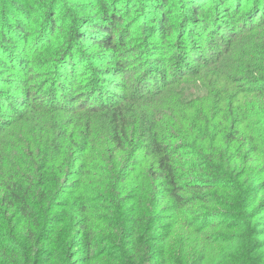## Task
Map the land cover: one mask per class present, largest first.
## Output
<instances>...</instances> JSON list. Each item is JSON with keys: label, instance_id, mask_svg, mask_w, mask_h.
<instances>
[{"label": "trees", "instance_id": "obj_1", "mask_svg": "<svg viewBox=\"0 0 264 264\" xmlns=\"http://www.w3.org/2000/svg\"><path fill=\"white\" fill-rule=\"evenodd\" d=\"M175 1L183 4L186 15L191 18L201 14L207 17L213 8V29H210L211 22L206 21L200 32L191 30L188 34L181 31L179 36L184 38L183 43L178 44L174 39L172 44L168 43L167 38L175 36L170 21ZM84 2L92 3L85 5L78 20H68L69 26L73 20L76 22L74 45L68 47L71 50L68 51L69 56L64 53L60 59L63 63L59 75L61 84L45 93V101L41 91L49 82L45 81L38 91L28 88L17 115L4 111V104L0 107V209L10 212L4 222L6 225L15 222L22 225L25 237L36 246L42 241L36 228L47 220L49 210L60 209L55 212L59 215L67 208L70 212H62L55 226L62 225L73 214L75 223L72 225L82 232L83 246L89 255L93 254L98 249L95 238L98 229L92 210L98 209L97 206L89 202L83 205L70 201L65 203L63 200L68 185L74 193L78 192L77 196L85 190L91 193L82 178L84 175L88 177L85 165H77V162L87 158L88 150L105 146L113 160L105 174L110 180L122 179L120 172L125 161L117 158L118 153H127L126 156L132 158L144 147V154L149 155L150 160L145 170L140 172L146 173L160 211L155 212L148 224L136 215L128 219L130 229L125 231L124 247H114L116 251L108 253L112 263L142 264L160 255V264L174 263L164 248L168 244L170 249L171 233L186 217L192 221L188 224L193 227L189 230L191 235L198 233L205 245L210 243L215 247L221 244L219 232L224 227L233 234L230 237L238 239L243 232V221L252 211H249L245 195L241 192L236 194L235 186L221 182L222 178L218 176L219 172L236 173L239 169L246 171L250 166L264 163L261 147L264 145V68L260 66L264 64V43H257L258 33L264 31V0H252L245 15L242 8L236 10L242 5V0H149L150 25H147L152 29L149 36L157 39L154 55H164L174 48L179 53L178 58L183 59H178V70L167 72L165 76L156 68H146L141 81L137 80L131 93L123 98V104L103 103L109 96H116L111 89L114 85L103 86L104 74L111 70L98 71L102 76L92 85L84 81L86 78H82L81 73L78 74L75 64L65 60H76L78 51L74 46L80 43L88 49L98 48L94 55L107 54L101 61L104 66L114 62L115 68L126 72L115 56L126 44L125 37L117 38L116 35L126 20L123 11L128 5L122 0ZM130 4L133 5L129 9L131 12L139 5L133 0ZM26 5L31 10L35 9L29 0H26ZM13 15L9 10L3 19L7 26L10 25V32L0 25V42L6 46L17 41L22 43L20 39L31 35L32 26H35L27 20L19 21V17ZM51 23L52 34L65 26L56 19ZM11 33L14 36L10 37ZM129 33L130 30L126 35ZM27 48L22 47V55ZM248 51L258 61L246 59L250 56ZM188 60L191 61V69L188 68ZM79 61L83 60L80 58ZM170 61L173 65L174 59ZM32 71L33 66H28L25 75ZM162 80L165 81L164 87L147 90L149 85L157 86ZM166 97L170 105L165 111L161 109V99ZM4 98L9 103L11 97ZM151 98L157 100L146 103ZM129 100H132V105L127 109ZM69 112L78 114V120L75 127H71L75 132L68 137L70 127L66 125L65 114ZM6 115L13 116L6 120ZM98 124L102 126L103 133L96 137L99 138L97 143L94 137L98 134ZM30 150L34 156H24L29 155ZM20 155L30 162L29 167L36 170V176L40 169L34 159L46 162L47 179L43 185L35 184L38 180L31 174L27 177L20 174L14 162ZM54 174H57L55 178ZM72 174L79 178L75 184L69 182ZM221 174L230 178L227 173ZM29 179H32L31 183ZM257 193H264L263 181ZM261 198L262 208L256 212L259 214L264 212V197ZM106 211L110 212L109 209ZM233 215L238 220L237 226L229 228L227 224L223 225L221 220L230 219ZM16 230L9 232L0 228V264L16 260L18 248L11 247L20 243ZM161 244L164 247H158ZM191 247L179 253L177 258L183 264L188 263L187 260L191 264H208L207 254L199 252L200 241L192 242ZM151 248L156 249L148 259L146 251ZM236 256L254 261L245 249H238Z\"/></svg>", "mask_w": 264, "mask_h": 264}, {"label": "rangeland", "instance_id": "obj_2", "mask_svg": "<svg viewBox=\"0 0 264 264\" xmlns=\"http://www.w3.org/2000/svg\"><path fill=\"white\" fill-rule=\"evenodd\" d=\"M42 1L29 0V3L35 8L31 10L26 5V0H0V25L7 30L6 32L11 31L9 30L10 25L7 26V22L5 23L3 20L6 17V12L9 10L11 12L13 11V16L19 17V21L27 20L35 25L34 27L31 25L33 28L31 35L27 36V38L20 39L22 43H18L17 41L6 46L0 42V107L4 104V111H11L15 115L19 112L20 103L24 100L26 96L24 93L28 88L38 91L39 87L45 81L49 82L45 85L43 91H41L45 101V93L52 87L61 84L59 75L61 74L63 63H61L60 59L64 56V53L68 57V51H71L68 47L74 45L73 35L75 32L73 29L75 28L76 22L73 20V23L69 26L68 20L70 18L78 20L81 14L84 13L82 11L85 5H91L92 3L84 2L89 0ZM122 1L128 5L123 11V14L126 15V20L120 25V33L116 37H125L126 44L119 48V52L115 57L122 62L124 68H126V72L115 68L114 62L107 63V66H104L105 64L103 62L101 63V61L105 60L104 56L107 54L99 53L94 55L98 48L90 47L88 49V46L81 45L80 43L74 46V49L78 51L75 54L76 60L72 62L69 58L65 60L69 64H75L78 74L81 73L82 78H86L84 81L92 85L96 83L97 78L102 76L98 71L111 70L108 74H104L103 86L114 85L111 89L116 93V96H109L110 98L108 97L103 102L104 104H123L125 101L123 98L131 93V89H134L137 80L141 81L142 74L146 68L147 70L149 68H156L159 72H163L165 76L167 72L178 70L180 68L179 60L183 59L178 58L177 54L179 53L174 48L172 51H166L164 55H154L155 50L153 48H155V45L157 46V39L149 36L152 31L147 25H150V22H148L150 20V12L148 10L151 7L147 5L149 0H133L136 4H139L136 8L134 7L135 11L133 12L129 11V9H132L131 6H133L130 4L131 0ZM243 1H246V3L244 4ZM252 3V0H242V5L236 10L238 11L242 8L243 10L241 12L245 15L246 7ZM174 6L175 8L170 11L173 15L170 21H172L171 29L175 31V36H169L167 38L168 43L172 44L173 39L178 44L183 43L185 41L184 38L179 36L181 31L188 34L191 30H199L200 32L201 28L207 23L206 21L211 22L210 29H213V19L215 18V10L213 8L210 9L211 12L207 17L201 14L197 18H191L186 15L182 3L175 1L172 7ZM204 18L206 19L203 20ZM53 19H56L60 24H65V26L63 25L52 34L50 30L53 26L51 23ZM130 24H132L131 27ZM193 24L196 27H193ZM128 30H130V33L126 35ZM11 36H14V34L11 33ZM258 36L257 43H264V31L258 33ZM22 45L28 47L24 55L21 53ZM180 53L183 57V48L181 46ZM248 53H250V56L246 57V59L258 61L250 51ZM80 58L83 60L82 62L79 61ZM169 58L174 59L173 65L170 64L171 61ZM187 62L189 65L188 68L191 69V61L188 60ZM28 66H33V71L26 76ZM260 66L264 68V64ZM66 83L67 81L64 84ZM164 84L165 81L162 80L157 86L149 85L147 90L151 91L155 88L161 89L164 87ZM73 88L74 86H71V89ZM2 95L4 97H11L9 103L8 101L6 102ZM153 100H157V98H151L146 103L152 102ZM131 101H128L127 109L132 105ZM161 103V109L166 111V108L170 105V100L167 97L162 98ZM77 115L76 113L70 112L65 114L66 125L70 127L67 133L68 137L75 132V129L72 130L71 127H75L76 121L78 120ZM12 116L6 115V120L12 118ZM100 127H102L100 124L96 125L98 134L94 137V140L97 143L99 142V138L96 137L103 133ZM23 147L26 148V146ZM261 147L264 150V145H261ZM143 148H140L132 158L129 155L126 156L127 153H118L117 158L121 162L125 161L120 172L122 179L110 180L105 174L113 161L110 159V152L106 150L105 146H95L92 151H87L88 156L86 159L82 161L78 160L77 162V165L82 163L85 165L88 177L84 175L82 178H84V183L91 193L85 190V193L82 194L83 196H77L76 194L78 192L74 193V189L69 185L65 188L66 194L63 197L65 203L66 201H70V203L78 202L77 204L83 205L85 202H89V204H93L98 208L92 210L94 212V218L97 219L95 227L98 229L95 237L98 246L96 252L89 255V251L83 246L84 236L82 232L72 225V223H75V216L73 214H70L71 217L69 219L67 218L65 223L57 227L55 226V222L58 220L57 217H60L63 214L62 212H70L67 208L66 211H61L59 215L55 212H59L60 209L49 210L47 220L43 224L41 222L36 228L39 233V238L42 240L36 246L29 243L28 238L25 237L24 232L21 230L22 225H18L16 222L11 225H6L4 219L8 218L10 212L7 213L6 209H0V228L9 232L17 229L18 243L20 242L17 245H11L13 248H18V255L15 261L12 262L9 260L8 264H114L110 261V255L108 256V253L115 252L116 248L114 247H124L125 231L130 229L128 219L136 215L135 217L143 218L144 224H148V221L149 223L152 222L151 218L155 212L160 211V206L157 205L154 199L155 193L151 184L148 182L146 173L140 172L141 170H145L150 160V156L144 154ZM28 153L29 155L24 154V156L33 157L35 154L31 150ZM34 161L38 163V168L40 169V173L37 176L36 170H31V167H29L30 162L21 158V155L18 156V159L14 160L17 165L16 168H18L23 177L30 176L31 174L33 179L38 180V182L35 181V184L43 185L47 179L45 173L46 168L44 167L46 166V162L39 159H34ZM1 163L6 167L5 163ZM221 173L229 174L230 178L227 179ZM56 176L57 174H54L53 178ZM218 177L220 179L222 178L221 182L226 183L228 186H235L234 190L236 194L241 192L246 197L245 201L249 205V211L252 212L243 221L244 226L241 227L243 232L241 235H238V239H233L229 236L233 234H230L226 227H224L219 232V237L222 240L221 244L212 247L207 242L205 245L201 240L202 236L198 233H195L194 236L191 235L189 230H193V227L188 226V224H191L192 221L189 217H186L182 224L180 226L177 225V228L171 233L170 249H168V244L164 248L165 252L167 251L168 257L172 256L174 258H172L174 263L170 264H183L180 258H177L179 253L192 248V242L196 240L201 243L199 252H205L207 257H209L208 264H264V212L261 214L256 213L259 208H262L261 204L263 200L261 196L264 197V193H257L260 183L262 181L264 182V163L250 166L246 171L239 169L236 173L235 171L219 172ZM31 181L32 179L28 180L29 183ZM78 181L79 178H77V175L72 174L69 182L75 184ZM107 209L110 212L106 211ZM235 219L236 217L233 215L230 216V219L223 218L221 222L223 225L227 224L229 228H234L238 224V220L236 221ZM158 247L164 246L161 244ZM155 249L151 248L146 251V258L150 259ZM238 249L247 250L254 261L250 262L246 259H241L239 256L237 257L236 251ZM160 257L153 256L151 260L144 261L142 264H160ZM187 262L186 264H191V261L187 260Z\"/></svg>", "mask_w": 264, "mask_h": 264}]
</instances>
